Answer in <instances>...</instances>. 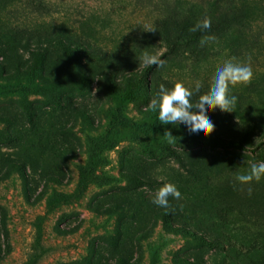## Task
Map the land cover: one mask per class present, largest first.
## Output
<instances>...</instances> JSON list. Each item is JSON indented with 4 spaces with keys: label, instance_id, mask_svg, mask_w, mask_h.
Segmentation results:
<instances>
[{
    "label": "rangeland",
    "instance_id": "obj_1",
    "mask_svg": "<svg viewBox=\"0 0 264 264\" xmlns=\"http://www.w3.org/2000/svg\"><path fill=\"white\" fill-rule=\"evenodd\" d=\"M156 14L173 38L170 18L184 24L191 49L170 51ZM205 17L210 30L190 31ZM66 35L89 47L64 49ZM145 52L163 66L146 69ZM225 61L253 75L230 86L234 111L209 113L210 135L160 123V84L182 83L195 103ZM261 156L264 0H0V264H89L95 242L93 264H264V179L236 180ZM167 183L182 198L158 208Z\"/></svg>",
    "mask_w": 264,
    "mask_h": 264
},
{
    "label": "clouds",
    "instance_id": "obj_2",
    "mask_svg": "<svg viewBox=\"0 0 264 264\" xmlns=\"http://www.w3.org/2000/svg\"><path fill=\"white\" fill-rule=\"evenodd\" d=\"M211 27V18L205 17L190 31L210 30ZM207 39H212V37L201 40V44L205 43ZM141 62L145 66L155 65L157 68L163 66V61L157 55L148 52L143 54ZM252 75L250 62L239 64L225 61L216 70L211 91L200 95L195 103L191 102L194 91L178 82L171 88H166L164 84H160L155 97L150 101L149 107L152 111L158 112V119L161 124L171 125L177 129L183 124L196 137H206L215 128L209 113L216 108H219L222 112L234 111L238 98L230 94V86L247 84L250 82ZM200 88L201 84L196 82L194 85L195 92H199ZM165 134L170 138L173 137L170 131ZM262 179H264V162L253 164L248 174L236 177L240 184H249L253 181L259 182ZM170 197L176 201L182 198L177 187L172 183H167L156 192L151 202L158 208L167 209L170 207Z\"/></svg>",
    "mask_w": 264,
    "mask_h": 264
},
{
    "label": "trees",
    "instance_id": "obj_3",
    "mask_svg": "<svg viewBox=\"0 0 264 264\" xmlns=\"http://www.w3.org/2000/svg\"><path fill=\"white\" fill-rule=\"evenodd\" d=\"M156 19H155V22H154V26L156 29H158L161 33H162V38L166 41L167 43V46L169 48V50L173 51V50H177L179 47H185V48H188V49H191V39L193 37V35L191 36H188V34H186V26L184 24H178L177 21L174 19V18H170L171 22L174 23L176 25V31H177V34H176V37L173 38L171 37L170 33L168 32L167 29L163 28V24L164 22H162L161 20L164 18V16L161 14L158 16V14H156ZM165 21V19H164ZM161 28V29H160ZM60 44L61 46L66 49V50H70V48H76L77 50H86L87 47H89V44L88 43H85L84 42H81L79 40H74L72 37H69L68 35H66V39H62L60 38ZM29 52H30V55L32 58L34 59H41V60H46L47 57H48V54H49V51H48V48L45 47V48H41L40 50H34V49H31L29 48ZM163 56H165V53L163 54ZM153 66H146V69L147 68H151ZM108 78V79H107ZM107 80L110 82V84H113L115 81L113 79V77L111 75H107ZM27 112H28V118H29V122L31 124H34L35 123V120L37 118V109L34 108L32 105L27 108ZM6 116L9 117V120L11 121L13 119V116L11 113L7 112L5 113ZM12 140H16L17 139V136L12 134L11 135V138ZM224 141V139H222ZM234 143L238 146H244L243 145V141L242 140H233ZM175 158L176 160H178V162L180 164L183 163V159L181 157V155L176 151V150H171L170 152ZM261 158L264 160V157L261 156ZM9 166H17L25 179L28 178L29 174H28V170H27V167L25 165L24 162H20V161H15V160H9ZM4 169V173H5V168H0V172L1 170ZM139 182L142 183L143 185H147V186H153L154 184H156L157 182L152 180V179H149V178H143V179H139ZM102 247V244L99 242H95L93 247H92V253H91V257H90V260H89V264H93V261L95 260V258L97 257V255L99 256L100 253H101V248ZM117 259L118 258H122V256L120 254H118L117 256ZM66 264H73V263H66ZM74 264H78V263H74Z\"/></svg>",
    "mask_w": 264,
    "mask_h": 264
}]
</instances>
